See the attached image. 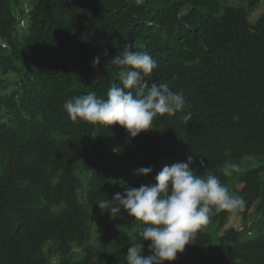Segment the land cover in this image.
Instances as JSON below:
<instances>
[{"label":"trees","instance_id":"trees-1","mask_svg":"<svg viewBox=\"0 0 264 264\" xmlns=\"http://www.w3.org/2000/svg\"><path fill=\"white\" fill-rule=\"evenodd\" d=\"M260 1L28 0L26 11L0 0V264H127L133 243L149 255L141 222L96 204L188 156L195 175L238 192L243 228L226 227L232 208L212 206L164 264H264V15L251 18ZM125 44L157 64L145 91L167 85L186 101L134 138L119 124L73 122L64 108L90 92L107 98ZM226 164L237 167L225 175Z\"/></svg>","mask_w":264,"mask_h":264},{"label":"clouds","instance_id":"clouds-1","mask_svg":"<svg viewBox=\"0 0 264 264\" xmlns=\"http://www.w3.org/2000/svg\"><path fill=\"white\" fill-rule=\"evenodd\" d=\"M112 61L123 66L118 75L119 84L110 86L106 99L97 98L95 92H90L66 100L64 108L73 122L119 124L129 137L134 138L142 131L152 129L153 119L158 115L183 110L186 102L183 94L171 91L167 85L153 84L145 91L144 79L157 67L149 53L134 51L131 45L125 44ZM99 62L100 57H94L92 66L96 67ZM190 119L191 113H187L184 120ZM199 163L205 167L204 160ZM192 164L193 158L188 156L186 162L164 165L155 176L154 184L125 187L110 200L97 202L100 210L108 212L111 217L120 215L123 209L135 218L133 223L143 225L139 236L141 240L150 241V254L141 255L142 244L133 243L125 254L127 264L174 261L177 254L183 253L185 246L192 243L196 231L207 223L212 206L219 211L243 205L242 200L229 194L217 176L209 174L202 178L195 175V170L190 167ZM236 167L235 164H226L224 174H230V170ZM152 171L151 166L140 167L134 170V175L146 176Z\"/></svg>","mask_w":264,"mask_h":264},{"label":"rangeland","instance_id":"rangeland-1","mask_svg":"<svg viewBox=\"0 0 264 264\" xmlns=\"http://www.w3.org/2000/svg\"><path fill=\"white\" fill-rule=\"evenodd\" d=\"M27 1L28 0H22V5H23L22 7H25L26 11H28V9H29V6L27 5ZM245 2H246V0H220V3H221L220 7H222L223 5L239 6L241 4H245ZM261 15H264V0L261 1L260 5L252 13L251 18H252L253 21H256ZM21 24H24L23 20H22ZM252 162H253L252 166H256V165L259 164L260 161L259 160L257 161L256 159H253ZM247 168H249V167H243L242 170L243 171L247 170ZM233 178L235 179L237 177H233ZM232 184L230 185V187L234 188L236 186V184L235 183H232ZM119 191H120V189H119ZM229 194L232 197L236 198L238 192H236L234 190V191H231V193L229 192ZM226 227L227 228L236 227V228H239V229L243 228V215L238 213L235 210V207H232V209H231V213H230V216H229L228 223H227Z\"/></svg>","mask_w":264,"mask_h":264}]
</instances>
